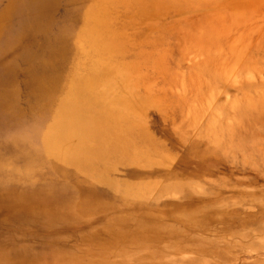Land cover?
<instances>
[{
	"label": "rangeland",
	"instance_id": "374dc122",
	"mask_svg": "<svg viewBox=\"0 0 264 264\" xmlns=\"http://www.w3.org/2000/svg\"><path fill=\"white\" fill-rule=\"evenodd\" d=\"M0 264H264V0H0Z\"/></svg>",
	"mask_w": 264,
	"mask_h": 264
}]
</instances>
